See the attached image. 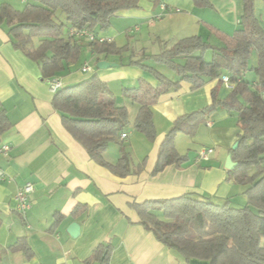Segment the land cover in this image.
I'll return each mask as SVG.
<instances>
[{
    "label": "crops",
    "instance_id": "crops-1",
    "mask_svg": "<svg viewBox=\"0 0 264 264\" xmlns=\"http://www.w3.org/2000/svg\"><path fill=\"white\" fill-rule=\"evenodd\" d=\"M242 1L212 0L211 7L199 8L192 0H138V8L142 10L118 12L112 17L116 22L114 29L109 27L107 35L100 31L95 34L122 47L117 42L120 32H140L138 25L144 23L150 29L148 37L164 49L190 36H200L209 44L221 47L223 43L213 30L232 35L239 27ZM254 13L264 30L262 0H254ZM130 55L133 57L135 52L126 53L121 59L96 55L88 47L87 52H81L77 63L64 65L54 75L61 82V88L96 76L107 85L114 105L127 108L129 123L122 133L126 135L121 139L123 147L132 159L133 169L143 159L146 161L142 171L121 178L92 161L65 130L62 115L52 107L55 92L50 90L47 79H42L36 63L12 47L5 26L0 25V112H4L10 123L0 134V147H9L8 155L0 154V172L4 175L0 179V264H84L99 244L107 243L112 246L108 264H209L204 260L186 262L176 251L158 242L138 224V216L129 204L192 193L216 204L228 201L236 207L246 205V186L226 181L229 151L240 131L236 116L222 109L199 126L193 137L176 135V150L188 162L180 168L170 165L152 174L159 146L173 122L209 105L216 82L210 81L197 90L182 82L178 90L162 94L151 106L156 137L148 142L133 127L137 107L123 97L122 89L136 87L139 79L153 87L157 81L139 67L128 66ZM254 58L255 62H251ZM206 59H210V53ZM99 61L116 65L98 69ZM85 63L93 64L89 75L81 71ZM146 64L153 68L157 65L152 61ZM256 65L253 52L248 67L253 69ZM166 77L178 80L175 75ZM245 79L256 82L252 71ZM230 90L222 85L218 99H224ZM209 148L213 149L209 160L198 161V152ZM119 156V145L112 143L104 159L115 163ZM26 183L33 184L34 190L29 197L30 209L22 215L14 195ZM77 205L84 206L85 210L72 217ZM56 217L60 218L57 222ZM71 224L79 227L75 237L68 232ZM19 241L29 248L31 258L11 248Z\"/></svg>",
    "mask_w": 264,
    "mask_h": 264
},
{
    "label": "trees",
    "instance_id": "trees-1",
    "mask_svg": "<svg viewBox=\"0 0 264 264\" xmlns=\"http://www.w3.org/2000/svg\"><path fill=\"white\" fill-rule=\"evenodd\" d=\"M199 8L211 7L212 0H192ZM264 3V0H262ZM138 0H24L23 8L15 10L8 3L0 4V25H4L12 47L36 63L42 79H52L64 65L78 62L82 45L68 36L70 28L103 32L110 27L111 19L122 10L136 8ZM223 43L216 47L200 36L179 39L169 48L154 55L142 54L128 66L139 67L156 81L153 87L139 79L134 88H123L122 95L137 107L134 129L148 142H153L156 129L151 106L169 91L178 90L180 83L192 90L210 81L216 84L210 92L209 105L178 117L159 146L152 174L174 165L180 168L188 162L176 150L178 133L193 137L199 126L222 109L234 114L239 134L237 148L229 151L235 166L226 171V181L246 186L247 203L236 207L226 201L216 204L209 198L184 194L171 199L147 200L130 203L129 208L138 216V224L169 249L176 251L186 262L204 260L209 264H264V30L254 13V0L242 1V14L238 29L230 36L213 30ZM96 55L117 56L120 59L129 51L128 43L117 47L112 41L88 42ZM256 54L257 65L250 69L248 61ZM210 53V59L206 54ZM147 61L163 66L178 77L172 81ZM252 71L256 82L245 75ZM228 77L233 88L218 99L223 85L221 78ZM52 107L62 117V125L71 137L88 153L90 159L113 175L126 177L142 171L146 159L132 168V159L125 151L120 135L128 126V110L116 107L107 85L96 76L55 92ZM10 127L0 112V134ZM112 143L119 145L120 156L115 163L104 159ZM77 205L72 217L84 212ZM56 217V222L59 220ZM31 258L23 242L11 247ZM112 246L99 244L84 264H108Z\"/></svg>",
    "mask_w": 264,
    "mask_h": 264
},
{
    "label": "built area",
    "instance_id": "built-area-1",
    "mask_svg": "<svg viewBox=\"0 0 264 264\" xmlns=\"http://www.w3.org/2000/svg\"><path fill=\"white\" fill-rule=\"evenodd\" d=\"M68 36L73 38V39H80V38H85L88 40V42H99V43H103L105 41H108L105 38L99 37L97 36L95 33L90 32L86 29H76V28H70L68 30ZM82 73H90L93 71L92 67L85 63L82 68H81ZM48 81V85L50 87V90L52 92H56L57 90L61 89L62 85L61 82L55 78L49 79ZM221 81L223 83V85H225V87H227L228 89H232L233 86L232 84L229 82L228 77L223 76L221 78ZM126 135L125 134H121L120 139H125ZM9 152V147L4 145L0 147V154L3 155H8ZM213 153V149H202L198 152V156H197V160L198 161H207L209 160L211 154ZM0 179L3 180L4 179V175L2 172H0ZM34 190L33 184L31 183H26L23 186L19 187L14 195L15 200L18 203V207L17 210L20 214L24 215L31 206V202H30V195L32 194Z\"/></svg>",
    "mask_w": 264,
    "mask_h": 264
},
{
    "label": "rangeland",
    "instance_id": "rangeland-1",
    "mask_svg": "<svg viewBox=\"0 0 264 264\" xmlns=\"http://www.w3.org/2000/svg\"><path fill=\"white\" fill-rule=\"evenodd\" d=\"M150 1L155 2L156 0H150ZM159 1H161V0H159ZM1 3H8L15 10H21L23 8V3H22L21 0H0V4ZM134 9L135 10H142V7L138 8V6H137ZM114 22H115V20L112 19V24H111L109 29H114L115 28V26L113 25ZM114 24L116 25V22ZM119 26L120 25L117 24V27H119ZM109 29L106 30V31H103L102 34L107 35ZM138 29H140V32L138 31L137 33H135L134 30L122 31V32H120V35L117 38V42L118 43L121 42L120 43L121 45H125V44L128 43V45H129V51L128 52H135V55L133 56V58H137L138 56L142 55L143 53L149 54V55L150 54H155V53H157L159 51L160 48L164 49L163 47H160L161 45L158 42H156L152 38L150 39L148 37V31H150V29H148L147 24L143 23V24L138 25ZM98 32L99 31H97L96 33H98ZM76 40H79L80 44L82 45V51L81 52H87L88 40L85 39V38H80V39H76ZM251 62H255V58L251 59ZM251 62H250V65H252ZM155 66H156L157 70H159L161 73L165 74L166 76H168V77L174 76V74H172L165 67H162V66H159V65H154V67ZM91 67H93V64L91 65ZM89 74H91V72L88 73V75Z\"/></svg>",
    "mask_w": 264,
    "mask_h": 264
},
{
    "label": "water",
    "instance_id": "water-1",
    "mask_svg": "<svg viewBox=\"0 0 264 264\" xmlns=\"http://www.w3.org/2000/svg\"><path fill=\"white\" fill-rule=\"evenodd\" d=\"M115 65L116 64H114V63H109L106 61H99L96 65V67L98 69H109V68L115 67ZM236 148H237V143H235L233 145L232 149L234 150ZM234 166H235V163L232 162L231 156H229L225 167H226V169L229 170V169H232ZM68 232H69L71 237H75L79 233V227L76 224H71L68 228Z\"/></svg>",
    "mask_w": 264,
    "mask_h": 264
}]
</instances>
